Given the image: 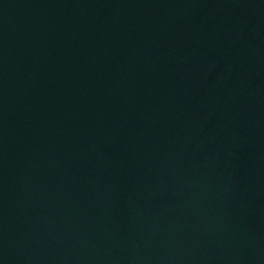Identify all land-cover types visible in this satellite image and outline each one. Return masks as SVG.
Wrapping results in <instances>:
<instances>
[{"label": "water", "instance_id": "water-1", "mask_svg": "<svg viewBox=\"0 0 264 264\" xmlns=\"http://www.w3.org/2000/svg\"><path fill=\"white\" fill-rule=\"evenodd\" d=\"M0 264H264V0H0Z\"/></svg>", "mask_w": 264, "mask_h": 264}]
</instances>
